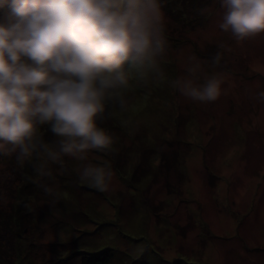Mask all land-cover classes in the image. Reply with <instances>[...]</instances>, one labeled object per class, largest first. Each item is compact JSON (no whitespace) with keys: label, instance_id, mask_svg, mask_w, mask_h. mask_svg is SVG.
Returning <instances> with one entry per match:
<instances>
[{"label":"rangeland","instance_id":"1","mask_svg":"<svg viewBox=\"0 0 264 264\" xmlns=\"http://www.w3.org/2000/svg\"><path fill=\"white\" fill-rule=\"evenodd\" d=\"M173 3L181 12L163 10L167 45L156 68L134 73L125 109L119 98L108 104L101 126L117 137L111 152L49 164L54 179L37 177V160L25 169L0 156V203L9 205L0 220L24 222L2 264H79L86 255L108 264H264V35L237 42L221 30V0H161ZM197 61V82L225 77L215 102L173 86ZM104 161L114 173L108 191L78 183L84 164ZM26 227L20 236L32 253L15 247Z\"/></svg>","mask_w":264,"mask_h":264},{"label":"clouds","instance_id":"2","mask_svg":"<svg viewBox=\"0 0 264 264\" xmlns=\"http://www.w3.org/2000/svg\"><path fill=\"white\" fill-rule=\"evenodd\" d=\"M221 4L219 28L237 42L264 35V0ZM165 28L161 0H0V156L21 167L37 160V177L54 179L49 164L111 152L117 137L101 126L108 104L119 98L125 109L134 73L156 68ZM199 68L197 61L173 86L192 101H217L224 75L200 83ZM44 131L56 141H46ZM113 178L109 162H89L78 183L105 192ZM40 186L58 195L54 186Z\"/></svg>","mask_w":264,"mask_h":264},{"label":"trees","instance_id":"3","mask_svg":"<svg viewBox=\"0 0 264 264\" xmlns=\"http://www.w3.org/2000/svg\"><path fill=\"white\" fill-rule=\"evenodd\" d=\"M162 1H164V0H162ZM184 1H186V0H184ZM167 3H169L170 4V1L169 2H167ZM171 5V4H170ZM174 5H175V3H173V8L174 9H170V8H163V10H166V11H168V13L170 14V15H178L180 12H181V9L180 10H177V11H175V7H174ZM169 7V6H168ZM194 10V8H192L191 10H183V13H184V15H185V17L187 18V16L190 14V12H192ZM168 38V37H167ZM168 40H170V37L168 38ZM111 102V101H110ZM109 102V103H110ZM24 168L25 169H27L28 168V166H24ZM27 172V171H26ZM13 196H15V194L14 195H12V194H10V197H7V198H9L10 200L12 199V197ZM8 204H7V202H5L4 204H1L0 203V210H1V212H8ZM24 220V219H23ZM22 223V225H18V226H15L14 228H11L10 227V225L9 224H3L2 222H1V220H0V233L2 232L3 234H4V237L3 238H5L6 239V241H4V239L1 237L2 236V233L0 234V244L1 245H7V246H5V249L3 248V249H0V263L2 264V258H1V256L3 255V257L4 258H7L8 257V255H10V253L11 252H13V249H14V244H11L10 245V243H11V241L12 240H14L15 239V234H16V230H19V228H22V226H23V224H24V222L22 221L21 222ZM1 227H3L4 228V230H2L1 229ZM17 228V229H16ZM27 229V227L26 228H24V230H20V232L18 233V236H19V238L20 237H22V239L21 240H19V241H21L22 242V244H21V246H16L15 245V247H17V248H19L20 247V249H24V250H26L27 252H31L32 253V250L30 249V247H31V244H30V242L31 241H29V239H27L26 237H24V235H22V236H20L21 234H23L24 232H25V230ZM8 237H14V239H11V240H8ZM7 247V248H6ZM74 258H76V257H74ZM73 258V259H74ZM81 258H82V256H81ZM80 258V260H79V264H108L109 263V258H107L105 255H86L85 257H83L82 259ZM65 259V258H64ZM64 259H60L59 261H61V260H64ZM140 260H142V259H140ZM141 263H139V264H148L147 262H145V261H140ZM174 264H183L182 262H180V261H176V262H174Z\"/></svg>","mask_w":264,"mask_h":264}]
</instances>
